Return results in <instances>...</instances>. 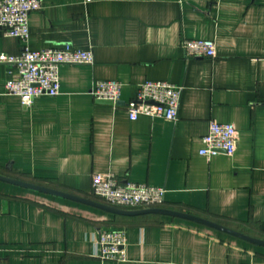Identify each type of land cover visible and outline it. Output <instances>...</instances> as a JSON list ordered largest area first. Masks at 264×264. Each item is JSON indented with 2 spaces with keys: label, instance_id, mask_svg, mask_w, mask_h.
Here are the masks:
<instances>
[{
  "label": "crops",
  "instance_id": "1",
  "mask_svg": "<svg viewBox=\"0 0 264 264\" xmlns=\"http://www.w3.org/2000/svg\"><path fill=\"white\" fill-rule=\"evenodd\" d=\"M28 45L70 44L92 64L60 67V94L30 107L6 93L19 78L0 64V174L101 201L94 173L166 189L161 207L264 240V0H42ZM211 39L216 57L187 56L185 40ZM25 42L0 29V53ZM123 84L117 104L91 94ZM148 80L183 88L177 121L127 104ZM212 120L238 131L234 155L202 156ZM125 232L126 261L102 260L100 229ZM0 260L8 264H264V245L150 213L124 216L0 180Z\"/></svg>",
  "mask_w": 264,
  "mask_h": 264
},
{
  "label": "built area",
  "instance_id": "2",
  "mask_svg": "<svg viewBox=\"0 0 264 264\" xmlns=\"http://www.w3.org/2000/svg\"><path fill=\"white\" fill-rule=\"evenodd\" d=\"M87 2L91 0H86ZM44 8L42 0H0V29L7 36L25 42L18 55L0 53V64L13 66L19 78L6 82V93L18 96L24 106L30 107L40 96L60 94V67L63 65L92 64V51L74 49L70 44L42 50L30 48V14ZM187 56L216 57V44L211 39H190L183 44ZM123 84L117 80L97 81L91 94L95 99L117 104ZM183 88L166 81L148 80L138 86L135 96L127 104L131 120L140 115L177 121ZM238 131L232 123L212 120L209 132L204 136L202 156L224 153L232 156L237 149ZM92 190L106 204L124 208L141 209L157 207L164 203L166 189L149 184L121 181L113 173H94ZM96 242L102 260L126 261V235L123 230L100 229ZM0 264H8L0 260Z\"/></svg>",
  "mask_w": 264,
  "mask_h": 264
},
{
  "label": "water",
  "instance_id": "3",
  "mask_svg": "<svg viewBox=\"0 0 264 264\" xmlns=\"http://www.w3.org/2000/svg\"><path fill=\"white\" fill-rule=\"evenodd\" d=\"M105 103H112L109 101H103ZM0 180H4L7 182H11L14 184H18L20 186H24V187H28L31 189H35L38 191H42V192H46V193H50V194H54L57 196H61V197H65V198H69L75 201H79V202H85L87 204L93 205L95 207L101 208L105 211L114 213V214H118V215H124V216H136V215H145V214H150V213H156V214H163V215H169V216H175V217H180V218H185V219H189V220H193L196 222H199L201 224H205L207 226L213 227L215 229L227 232L229 234H233L235 236L241 237L243 239L249 240L251 242H255L258 244H263L264 245V240L262 239H258V238H254L251 236H248L244 233L235 231L233 229L228 228L227 226H224L220 223H217L215 221L188 213V212H181V211H177V210H172V209H168L165 207H161V206H157V207H147V208H141V209H124V208H118L109 204H106L104 202L101 201H96V200H92V199H88V198H84L81 196H77L74 194H70L67 192H63L60 190H56L53 188H48L45 186H41L38 184H34V183H30V182H26V181H22L19 179H14V178H10L7 176H3L0 174Z\"/></svg>",
  "mask_w": 264,
  "mask_h": 264
}]
</instances>
